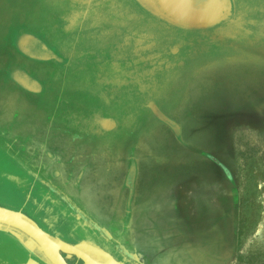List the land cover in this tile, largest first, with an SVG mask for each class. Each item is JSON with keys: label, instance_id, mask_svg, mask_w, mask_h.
Wrapping results in <instances>:
<instances>
[{"label": "rangeland", "instance_id": "374dc122", "mask_svg": "<svg viewBox=\"0 0 264 264\" xmlns=\"http://www.w3.org/2000/svg\"><path fill=\"white\" fill-rule=\"evenodd\" d=\"M100 2L0 0V205L25 206L26 199L19 196L15 183L5 175L27 178L28 167L38 169L37 158L28 156L32 152L29 148L37 144L44 143L49 155H70L67 149L75 151L92 142L99 147H94L96 154L115 155V159L131 149L142 158L152 155L149 159L158 177L148 209L152 215H160V221H172L170 237L160 226L156 229L160 238L169 237L168 246L162 240H150L156 264H217L220 260H225L223 264H228L227 260H233L229 264H264V63H257L258 57L264 56V32L249 31V64L235 67L245 71L231 77L226 67L207 68V59L216 53H203L201 35L150 25L147 18L121 12L113 4H107L95 16L90 10ZM24 35L54 50L56 58L42 62L24 58L22 63L18 44ZM168 35L174 39L165 42ZM157 36H163L160 45L165 46L159 55L157 48L152 50L150 46L159 45ZM189 58L192 63L181 66ZM17 63L18 67L27 65L26 70L34 72L44 88L27 110L19 97L4 93L7 87L20 91L18 83L10 78L13 73L15 78L21 75ZM151 77L153 84L148 82ZM147 93L163 101L162 111L182 127L174 136H181L182 131V137L165 138L163 128L155 127L141 138L142 147L132 149L143 129L122 125L115 132L90 131L91 119L95 122L107 116L112 122L115 117L122 119V124L124 119L127 125L132 124L140 114L134 110L141 105L144 113L148 107ZM171 104L174 108L169 107ZM142 113L146 120L148 116ZM45 125L52 126L53 132L47 134ZM74 134L80 136L79 142L72 141ZM63 143L69 148L63 149ZM35 150L32 155H37ZM56 169L63 174L60 167ZM195 182L205 188L196 192L192 203V193L187 194V190ZM214 182L216 195L210 196ZM109 183L105 175L90 174L78 188L70 190V197L97 219V232L102 237L138 260L131 247L133 225L125 241L118 234L117 223L108 216H115L112 205L116 204L115 187ZM45 193L51 198L58 196L48 188ZM202 200L211 202L206 205ZM50 207L59 219L68 214ZM170 213L174 218L168 216ZM70 221L67 223L73 228ZM143 240L138 239L140 249ZM227 241L234 247L224 252L220 247ZM161 248H171L172 252L166 256Z\"/></svg>", "mask_w": 264, "mask_h": 264}, {"label": "crops", "instance_id": "0c3cea01", "mask_svg": "<svg viewBox=\"0 0 264 264\" xmlns=\"http://www.w3.org/2000/svg\"><path fill=\"white\" fill-rule=\"evenodd\" d=\"M235 1L237 6L235 15L240 17V19L237 20L236 25H233L235 26V28L234 27L231 28L232 29L231 34L234 30L237 33L236 35L231 36L229 40H227L218 47L217 49L218 53L216 54L212 62L209 61L210 66H207V68L208 67L212 68V66L214 68L219 67L220 70L226 67L228 69L226 70V74L230 72L228 73V75H230L231 77H237L238 72L242 74L245 71L244 69L238 71V69L235 67H237L240 64L245 66L249 64V31L264 32V0H235ZM199 4H201V0H199ZM188 29L192 30L195 28H188ZM259 45H263V44L260 43ZM18 46L20 49L21 57H23L21 60L22 63L25 61L24 58L28 61L35 60L38 62H42L51 58L54 59L56 58L57 55L55 51L51 49L52 51L48 55V57H31L22 48L23 47L22 42H19ZM227 47L228 50L226 49ZM258 58H259L258 59L259 62L257 63L260 64L264 63V56L262 57L263 59H261L260 57ZM53 61L54 64L62 65L60 61H58L60 63L55 62V60ZM203 63H205V59H203ZM13 66L14 65H12V67ZM18 66L19 65L17 63L16 67L20 68L18 70L20 71L19 73H21V75H18V78H15V74L13 73V75H10V78L14 79L18 83V85L20 86V91L16 92L14 89L7 87L6 89H4V93L7 94L8 96H11V98H13L14 96H17V98L19 97L18 99L20 101L22 100V103L25 109L27 110L29 106L33 104L34 97H38L40 96V94L44 92V88L41 84L35 86V83L38 81L34 76V72H30L26 70V67H28L27 65L26 67H21V66L18 67ZM229 67L231 69H229ZM12 70L14 69L12 68ZM20 77H23V79L26 80V83H28L30 87L34 85L33 87L35 88V90H31V88L28 87L27 84H26L27 86L22 84L20 81ZM134 111H138L140 112V114L134 117L132 124L127 125L126 119H124L125 124L118 123L117 125V123L115 124V122L112 123L109 122V125L113 126L112 128L113 130L112 129L109 131L100 130L98 132L99 133L115 132V130H120L121 129L120 127H122V125L124 126V128L129 127L133 130L143 129L141 134L138 136L139 138L136 140L135 148L133 147L132 149H136L138 145L139 147H142L143 142L141 138L146 136L148 130L155 129V127L156 129H159L161 127L163 128L164 130L163 132L165 133V138L171 137L172 139H174V137L175 138L182 137V131H181V136L179 137L174 136L173 131L169 129L165 123H163L160 119H156L155 115L153 114V111L149 108V106L147 107V109L144 110V113L148 116L146 120L142 118L141 113L143 112V109L141 105L139 108L135 109ZM105 119L110 120L108 116ZM51 127L52 126L50 125H45L43 130L46 131V133L48 134L50 131H52ZM180 128L182 130L181 125H177V131H179ZM72 139H73L72 141L79 142L78 140H80V136L78 134H74L72 135ZM84 144H85L83 145L84 147L81 146L84 149L82 152H80L79 149L81 147L77 149L74 148L75 151H73V148H69V145L67 143H63L62 148L65 150L69 148L67 149V151L69 152L70 155H62V154L51 155L54 159H58L60 161L61 172L64 171L63 174L59 173V177L56 179V181L60 183L52 184V185L49 184V181L47 182L45 175L47 171L46 170L47 156L44 155V153L46 154L44 143L43 146L37 144V146L35 147L37 148V155H32L35 154L36 151L35 148L31 149L28 147L29 150L32 151L30 152L31 155L28 156L31 157L33 156L34 158H37L38 169L32 171L28 167L27 178L15 175L16 178L20 177L24 179L27 185V189H26L28 191L26 196L27 200L32 201L33 204H35L42 212H45L47 214L45 217H47L50 220H53V222H55V227L59 224V221L66 222L64 218L59 219L57 217L58 214L53 210L52 207H50L47 204V196L45 193V189L48 184L49 186H51L53 189L56 190L55 194L58 195L56 197H52V198L48 197V198L52 199L53 202H63L64 204H66L67 202L66 206L72 210V212L75 214L78 220L87 227L92 226L93 231L100 236L101 234L97 232V228H100L99 226L100 224L99 222H97V219L92 217L88 211L78 206V204L76 203V199H72L70 197V195L72 194L70 193V190H68V188L67 189L60 188L61 186L60 184H62L61 182L68 180V184H69L68 187L76 189L80 186L83 179L85 177L87 178L90 174H95L96 177H98V174L102 176L105 175L108 182L110 181L109 184L110 185L112 184V186L118 189V193L116 195L113 194L114 197L113 199L116 204L112 205V214H115V216L110 214L108 216H112L111 222L117 223L119 236H121L123 240L128 241L127 238L128 234L131 236V234L133 233L134 237L131 238L132 239L131 241L133 243L132 242L129 243H132L131 247L133 248V251L137 253L135 255L137 259L143 261L145 264H156L155 255H154L155 253H153V250L149 246L151 243L150 240H152L151 238L159 239V241L160 240L163 241L164 246H168L167 240L171 236L169 223L172 221L166 220L167 222L164 223L163 221H160L162 219L160 215H152V210L148 209V207H151V204L149 203L151 196L149 195L152 191V186L154 185L153 182L157 181V177H158L156 168L149 159V157L152 155H143L144 158H142L140 155H136L134 150L129 149L127 150L128 152L126 153V155H118V159H115V155H108L107 153H103L101 155L96 154L94 147L96 149H98L99 147L93 145L92 142L91 143L86 142ZM89 148L90 150L88 151ZM59 150L62 151L61 148H59ZM113 160L115 161V164H113ZM67 163L70 164L67 165ZM129 179L133 181L135 192H134V207L128 210L127 201H126L127 194H125L126 191H124V189ZM196 183L197 182H195L194 186H192V188L190 189L192 191L187 190V194H190V192L192 193L191 197L192 196L194 197L197 194L196 192L199 193V190L202 192V189L205 188V186L202 188L199 183L198 185H196ZM213 188H214L213 192L211 191L208 192L210 196L216 195L217 186L215 182ZM202 195L204 197L209 196L206 193L205 194L202 193ZM168 200L170 204L172 203L174 204V201H172L170 197H168ZM48 209H52L53 212H51V210ZM63 209H64L63 211L65 212L68 210L65 206L63 207ZM172 212L174 211L172 210ZM177 214L179 216V212H177ZM169 215L170 217L174 218L173 213L168 214V216ZM114 217H117V219H115ZM158 222L160 223V225L158 224ZM131 225H133L132 233L130 232ZM159 226H160V230L162 229V231L165 232L167 231V235H169L168 238L167 235L162 236V238L159 237L160 236L158 235L159 230L156 231V229H158ZM69 227L71 226L69 225ZM142 234H144L145 236L143 237ZM138 239L139 240L144 239L143 243L140 244L142 250L138 247ZM105 240L107 241L111 251L113 252L116 251V253H118L119 249L111 245L108 239L105 238ZM82 243L91 245L90 243H87V241H82L77 245H81ZM19 246L22 248V250L25 251V253L22 251V253H24L25 256L22 255L23 257H19L15 259L12 246L10 245L6 246L4 243L0 241V264H41L39 261L36 260L24 259L26 257L29 258L27 252L31 250L24 243L23 244L20 243ZM102 250L113 256L111 252L104 249ZM159 250L160 251L164 250L166 256H168L169 252H172L171 248H164V249L161 248ZM124 251H128L129 253H131L130 249L127 248H124ZM43 264H46L45 261H43Z\"/></svg>", "mask_w": 264, "mask_h": 264}, {"label": "flooded vegetation", "instance_id": "af4514ba", "mask_svg": "<svg viewBox=\"0 0 264 264\" xmlns=\"http://www.w3.org/2000/svg\"><path fill=\"white\" fill-rule=\"evenodd\" d=\"M106 1V2H104ZM230 5H231V15L228 17V19H226L224 22L213 26V27H209V28H195V29H188V28H183L180 26H177L173 23H171L168 20H165L163 18H161L159 16V13L155 10L149 9L147 7H145L140 0H102V2L95 4V7H92L90 12L94 13L95 11V16H98L100 14V10H102L103 8H106L107 4H113L116 5L118 7V9L123 12H129V13H135V14H139L141 17H145L148 19L149 24L150 25H155V26H161V27H166V28H171L173 31L176 32H180V33H192V34H199L201 35L200 37L202 38L201 42L204 43V48L203 49V53H209L210 51H215L214 53H218L217 49L218 47L223 44L224 42H226L227 40L230 39L231 36L236 35V31L234 30L231 34L232 31V27L235 28L236 22L238 19H240V17L235 15L236 12V1L235 0H229ZM123 9V10H122ZM82 9H80L81 11ZM94 10V11H93ZM98 11V12H97ZM85 16L88 15V11L85 10L84 12ZM81 15V13L79 14ZM209 32H212L211 34ZM167 35V34H166ZM163 36L158 37L157 36V44H161L160 43V38H162ZM166 37V41L165 42H169L170 40L172 41L174 39L170 38L169 35L165 36ZM22 45H23V49L26 51V53L28 55H30L31 57H48V55L51 53V51H49L45 46H43L42 42L39 41H35L34 38L30 37V36H25L22 38ZM156 44H153L151 46L152 50L155 48H157V54H161L163 53V49L165 46H159ZM207 46H210L209 48ZM161 47V48H160ZM228 50V47L226 48ZM176 50L171 49V52H175ZM216 54L214 56H216ZM176 57V55H175ZM190 59L192 60V58H189V60L182 61L181 66H185V65H190L192 63V61H190ZM206 59V58H203ZM214 59L212 58H208L207 60H211ZM191 62V63H190ZM194 62V61H193ZM156 74V72H155ZM157 77V75L155 76ZM22 78V79H21ZM148 82H151V84H153L152 80L153 78L151 77ZM20 81L22 84L24 85H28V83H26V80L23 79V77H20ZM147 82V81H146ZM26 85V86H27ZM28 87H30L28 85ZM31 90H35V88L32 86L30 87ZM104 95V94H103ZM105 96V95H104ZM146 98V105L149 106V108L155 112L156 116L167 125V127L169 129H171L173 131V133L177 132V125L176 122L173 121V119H171L169 116H167L160 108L161 105L163 103V101H161L159 98H155L153 95H149V93L145 94ZM167 100L169 101L170 98H167ZM160 104V105H159ZM173 104L169 105L170 108H174V106H172ZM163 106V105H162ZM160 114L162 116H164L166 119H163L160 116ZM109 117V116H108ZM110 120H106V119H99L97 121L94 122L93 119H91V123L90 121L87 120L86 122V129H88V122L90 123V131L93 130L94 132H98L100 130H104V131H109L113 128L112 125H109V122L112 123L111 121V117H109ZM113 120H115V122L122 124V119L119 118H115L113 117ZM176 125V126H175ZM113 130V129H112ZM175 139V137H174ZM84 147V146H83ZM83 147H81L79 149L80 152L83 151ZM79 152V153H80ZM44 155H46V180L47 182H51V181H56V179L59 177V172L57 171V169L55 170L56 167H60V161L58 159H54L51 155H49L48 153H44ZM74 155V154H72ZM70 163H67V165H69ZM216 165V164H215ZM50 167V168H49ZM5 176L8 177V179L12 182L15 183L14 188L17 190L19 196L21 198L26 199V203L25 206L23 208H14L11 206H5V205H0V207L5 208V209H9L15 212H21L22 214L26 215L27 217H29L30 219H32L44 232H46L47 234H49L51 236V238L53 239H59L65 243H68L70 245L76 246L77 244L81 243L82 241H87V243H90L92 246L95 247H99L102 248L104 250H107L109 252L112 253V255L119 261L124 262L125 264H143V261H139L136 259H133L131 257V255L128 257L127 255H124L122 251H120V248L117 247L118 253H116V251H111V249L109 248V245L107 243V241L105 240V237H102L101 235H97L94 231H93V227H87L86 225H84L82 222H80L78 220V218L75 216V214L72 212L71 209H69L66 204H64L63 202H53L52 199H49L47 197V204L49 206H53L55 209L57 210H64L63 207L65 206L68 210L66 211V216L64 217V219L66 220V222L64 221H59V224L55 227V222H53V220L48 219L47 217H45L47 214L45 212H42L35 204H33L32 201L27 200L26 196H27V185L24 181V179L18 177L16 178L15 175H9L6 174ZM15 178V179H14ZM61 186L60 188L62 189H67L68 190H72L73 188H69V184H68V180H65L64 182H61ZM46 188H48L49 190L52 189V191H56L55 189H53L51 186H49L47 184ZM124 191H126L125 194H127V207L128 210L132 209L134 207V185H133V181H131L130 179L127 181L126 183V187L124 189ZM118 193V189L115 188L114 191V195H116ZM190 198V197H189ZM208 198H210L208 196ZM194 197H191V202H193ZM211 200V198H210ZM210 200L205 201L202 200L203 202L206 203V205L208 204V202H211ZM69 205V204H68ZM65 212V211H63ZM73 220L74 224L73 228L69 227V223H67V221H70V219ZM71 222V221H70ZM71 224V225H72ZM69 227V228H68ZM18 233V232H17ZM228 238V237H227ZM28 238L24 237L23 235H21L20 233H18V235L14 232H11L10 230H7L6 227H1L0 228V241L2 243H4L6 246H12V250L14 251V258L17 259L19 257H23L25 256V251L22 250V248L19 246L20 243H25L28 242L27 241ZM236 245V244H235ZM234 247L233 243H228V241L221 246L220 248H222V250L224 249L226 251L227 249H232ZM223 250V251H224ZM22 251L24 253H22ZM224 251V252H225ZM228 251V250H227ZM29 255V258H24V259H29V260H36L39 261L41 264H43V260H42V254L35 248L34 251H28L27 252ZM21 255V256H20ZM23 255V256H22ZM63 257L65 258L66 262L69 264H83L81 259H78V257H76L75 255H66L63 254ZM123 256V257H122ZM224 261V262H223ZM223 261H218L217 264H223L225 263V260ZM228 264L233 262V260H227ZM27 263V262H24Z\"/></svg>", "mask_w": 264, "mask_h": 264}, {"label": "water", "instance_id": "95a60500", "mask_svg": "<svg viewBox=\"0 0 264 264\" xmlns=\"http://www.w3.org/2000/svg\"><path fill=\"white\" fill-rule=\"evenodd\" d=\"M159 4H161V8L165 11H168L170 14L181 17L185 21H178L177 19H173L171 17L159 16L165 20L170 21L171 23L183 27V28H209L216 26L222 22H224L231 15V5L230 9L222 12L220 9L219 12H216L218 7L222 4L219 3L218 0H205L202 3L200 8H195L193 2L191 0H158ZM140 2L147 8L145 0H140ZM226 2V1H225ZM228 5L230 4L229 0H227ZM223 9V8H222ZM215 12V13H214ZM188 17V18H187ZM172 20V21H171ZM175 22L183 25L176 24ZM36 82V81H35ZM39 85L38 82L35 83V86ZM34 86V85H33ZM161 118L166 119L164 116L160 114ZM6 227L7 230L14 232L18 235H25L29 238L24 244L31 250L34 251L35 248L43 254L42 260L45 261L46 264H69L66 262L63 254L68 256L75 255L78 259H81L83 264H124L116 260L109 253L103 251L99 247H95L92 245H88L82 243L81 245H70L65 243L59 239H53L49 234L44 232L32 219L22 214L21 212H15L9 209H5L0 207V228ZM18 232V233H17ZM24 236V237H25ZM53 242L57 246L56 255L54 257L48 256L44 246L41 241L44 239ZM45 240V241H46ZM35 243L37 247H35L32 242ZM47 258V260L45 259Z\"/></svg>", "mask_w": 264, "mask_h": 264}, {"label": "bare ground", "instance_id": "6f19581e", "mask_svg": "<svg viewBox=\"0 0 264 264\" xmlns=\"http://www.w3.org/2000/svg\"><path fill=\"white\" fill-rule=\"evenodd\" d=\"M193 2V5L195 8H200V6H202L201 4L205 2V0H201V4H199V0H191ZM220 4H222L221 6H219L216 10V12H219L220 9L222 10V12L226 11L227 9H230V4L228 5L227 0H218ZM226 1V2H225ZM147 3H149L150 7L156 11H158V13L162 16H166V17H171L173 19H177L178 21H184V22H189V21H185L183 18L181 17H177L174 16L172 14H170L168 11H165L164 9H162L159 4L158 0H147ZM223 8V9H222ZM215 13V12H214ZM168 17V18H169ZM188 18V17H187ZM170 19V18H169ZM172 21V20H171ZM176 24H179L177 22H175ZM179 25H183V24H179ZM44 239V238H43ZM44 239V241H41L42 245L44 246V249L46 250V253L48 254V256L54 257L56 255V250H57V246L53 243L50 242L48 240ZM43 255V254H42ZM47 260V258H45Z\"/></svg>", "mask_w": 264, "mask_h": 264}]
</instances>
